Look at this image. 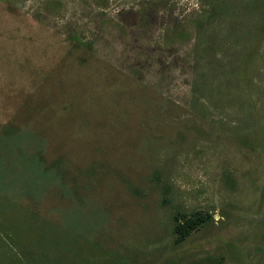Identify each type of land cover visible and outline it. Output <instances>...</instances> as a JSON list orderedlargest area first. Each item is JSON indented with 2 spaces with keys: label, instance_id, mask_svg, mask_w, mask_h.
I'll return each mask as SVG.
<instances>
[{
  "label": "rangeland",
  "instance_id": "1",
  "mask_svg": "<svg viewBox=\"0 0 264 264\" xmlns=\"http://www.w3.org/2000/svg\"><path fill=\"white\" fill-rule=\"evenodd\" d=\"M0 264H264V0H0Z\"/></svg>",
  "mask_w": 264,
  "mask_h": 264
},
{
  "label": "trees",
  "instance_id": "2",
  "mask_svg": "<svg viewBox=\"0 0 264 264\" xmlns=\"http://www.w3.org/2000/svg\"><path fill=\"white\" fill-rule=\"evenodd\" d=\"M208 219L206 212L196 210L192 212L188 217L177 222L174 225L173 231L175 233V242L183 241L191 231L195 230L198 226L203 224Z\"/></svg>",
  "mask_w": 264,
  "mask_h": 264
}]
</instances>
